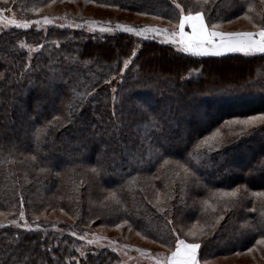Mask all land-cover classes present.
Wrapping results in <instances>:
<instances>
[{
	"label": "trees",
	"instance_id": "1",
	"mask_svg": "<svg viewBox=\"0 0 264 264\" xmlns=\"http://www.w3.org/2000/svg\"><path fill=\"white\" fill-rule=\"evenodd\" d=\"M12 1L16 12L34 18L40 13L32 8L75 0H0V7ZM84 1L120 5L102 7L159 17L168 24L179 11L171 0ZM177 2L194 11L211 9L205 19L210 17L212 23L240 17L249 4L264 7L260 0H209L203 6L195 0ZM24 44L39 50L30 58ZM137 45L112 96L108 85L116 82L123 61ZM49 79L61 82L57 99L44 89ZM139 96L149 104L137 105ZM48 101H57L54 108L45 106ZM262 113L264 54L197 57L123 31L100 35L66 26L43 32L0 25V221L17 219L23 210L32 225L31 231L0 228V264L119 262L107 248L79 255L80 239L51 230L56 223L79 235L96 225L123 224L166 249L174 247L175 228L182 238L201 244V262L252 247L262 230L243 226L256 224L264 211L261 198L253 195L264 192V124L242 131V126L228 122ZM149 114L162 128L157 135L174 151L161 147V140L142 141L154 131L146 127ZM213 133L222 147H196ZM182 135L184 141H177ZM189 155L200 165L197 175L203 188L194 190L186 183L176 164ZM55 158L60 160L52 163ZM231 161L243 167L236 170ZM107 174H114L108 182ZM234 189L237 197L220 198L221 191ZM54 212L65 219L48 218ZM221 214L224 219L216 225ZM190 229L203 234L184 236Z\"/></svg>",
	"mask_w": 264,
	"mask_h": 264
},
{
	"label": "snow or ice",
	"instance_id": "2",
	"mask_svg": "<svg viewBox=\"0 0 264 264\" xmlns=\"http://www.w3.org/2000/svg\"><path fill=\"white\" fill-rule=\"evenodd\" d=\"M172 4H174L175 9L179 10L178 15L174 18L169 19V23L172 24L171 30L167 28L157 27V26H142L135 27L129 26L125 24L117 23L115 28L112 26H100L98 31L100 33H113L116 30H121L124 33L132 34L135 37L142 39H157L161 43L172 45L176 48V51L186 54H191L192 56H221L225 53H243L244 55H253V54H264V19H262L259 23H253V27L255 31H224L220 30L218 23H212L211 18L209 17L206 21L205 17L211 9H203V10H192L191 8L182 7L181 3L177 2V0H171ZM214 2V0H213ZM261 4H264V0H260ZM197 5L203 6L209 3V0H195ZM106 7H117L118 9L122 6L120 5H101ZM38 12L39 9L37 8ZM254 11V6L249 4L248 10L244 12L243 18L245 20L252 21L253 17L251 13ZM4 9H0V19L3 18ZM159 18V17H155ZM239 18V17H237ZM44 25H50L53 23V20L48 16H44L42 18ZM232 21L229 20L228 23ZM9 24L15 26L19 29H28L31 25L35 24L37 27L40 26L41 20H23L18 21L16 19H10L8 21ZM85 24L89 26L100 25L102 23L110 22H100L95 20L84 21ZM61 28L65 27L64 24L59 25ZM76 27H81L80 24L75 25ZM97 29L93 28L95 32ZM136 51L134 50L132 56L123 61V67L119 69V75L121 81L123 79V75L125 70L129 67L132 59L136 56ZM29 68V65L25 66ZM108 81H105L107 83ZM113 93L115 94L118 89H113ZM92 92H95V88L92 89ZM92 93H88L87 95H83V99H87L89 95ZM83 104H81V107ZM115 114V108L113 109ZM166 119V118H164ZM230 124H237L242 126V131L247 127H254L257 123L264 124V113L259 115H252L245 119H235L229 121ZM151 127L154 129L150 134L146 133L142 136V141H147L152 144L160 143V137L157 133L162 131L161 127L157 126V118L155 115L149 114L147 116V124L146 127ZM116 131L119 132V127L116 128ZM217 133H213L211 137H205L203 141L196 145L197 148L207 147L210 151L214 150L217 147H222L221 143L216 142ZM161 147L163 145L161 144ZM169 161H165L168 163ZM177 166L183 170L185 173L186 183H189L195 188H203L204 185L200 181V177L197 175L200 165L194 164L189 156L183 158V162L176 161ZM264 167V164L261 165ZM93 172H96L97 169L93 168ZM220 198L223 199L237 197L238 189H234L232 191H221ZM254 196L261 198V208L264 209V192L253 193ZM228 202L225 201V204ZM235 203V201H233ZM21 207L23 205L21 204ZM158 211H164V209H157ZM227 211V208L224 209ZM224 219V215L221 214L217 216L215 220V224L219 225L220 221ZM19 220L25 221L23 225H18L16 219H12L9 221L10 225L23 227L26 230L31 231L32 225H30L25 220V213L23 210L19 213ZM124 224H128L127 220L123 221ZM168 224H172L173 221L169 219L167 221ZM121 224H116V228H120ZM5 227L3 224H0V228ZM38 229L40 227L39 224L35 225ZM55 227V225H53ZM215 227V226H213ZM243 227L250 228L253 231H256L257 227L262 230V234L259 239L255 240V244L253 248L256 246H264V211L261 212V219L256 224H245ZM172 233L175 234V247L169 248V254L166 256L157 254L154 257L155 264H201V259L198 255V250L201 248V244L197 242V239H193L191 242L181 238L179 234H176V229H172ZM192 237L196 238L198 235H202L203 231L200 233L195 231H191L188 233ZM71 235L76 236L75 232H72ZM137 235H140L138 232ZM84 237L81 236L80 239ZM94 243L93 240H88V244ZM253 248H248V252H252ZM50 250V249H49ZM113 251H116V248L113 247ZM137 251H141L137 249ZM83 255V253H81ZM239 254V253H237ZM26 264V262H25ZM207 264V261L204 262Z\"/></svg>",
	"mask_w": 264,
	"mask_h": 264
},
{
	"label": "rangeland",
	"instance_id": "3",
	"mask_svg": "<svg viewBox=\"0 0 264 264\" xmlns=\"http://www.w3.org/2000/svg\"><path fill=\"white\" fill-rule=\"evenodd\" d=\"M13 1L10 3V5L0 7V9H4L3 12V18L0 19V25L2 28H16L15 26L8 23L10 19H16L18 21L23 20H41V24L39 27H37L35 24L31 25L28 29H20V30H35V31H43L45 32L49 27L55 26L60 27V24H64L66 27L71 28L72 30L77 29H84L87 34H100V35H109L113 34L114 32H122L121 30H116L113 33H100L98 31V28L100 26H112L115 28V25L117 23L119 24H125L129 26H135V27H142V26H157L162 28H167L171 30L172 25L159 20L157 18H150V17H142L138 16L133 13L128 12H122L118 11L114 8H106L102 7L90 2H86L84 0H75V1H68V2H61V3H49L45 7L39 9L37 12L35 8H32V12L35 11V13H40L39 16L34 18H27L23 17L18 11L13 8ZM261 14H264V7H259L258 9H254V11L251 13L253 20H245L243 18V15H241L239 18L231 19V23H228V21L223 23H218L220 30L224 31H255V28L253 27V23H259ZM44 16H48L53 20V23L50 25H44L42 18ZM73 16V18L71 17ZM83 16H93L92 18H85ZM124 19L125 21H122ZM100 21V22H110V25L108 23H102L100 25H93L89 26L84 23V21ZM80 24L81 27H76L75 25ZM93 28H96L97 30L94 32ZM19 29V28H16ZM132 35V34H131ZM134 36V35H133ZM142 39V38H140ZM157 40V39H152ZM160 42L159 40H157ZM25 48L28 50L30 58L34 56V54L39 50V46H32V45H25ZM172 46V45H171ZM174 47V46H173ZM175 48V47H174ZM137 49H139V45L136 46V53ZM176 49V48H175ZM243 54V53H240ZM260 54V53H257ZM244 55V54H243ZM255 55V54H253ZM210 56V55H209ZM248 56V55H247ZM30 63V62H29ZM28 63V64H29ZM120 75L118 78L115 79V83L109 84V89L111 91L112 96H114L113 89H116V83L120 80ZM61 82L56 81L55 79H49L48 86H46L44 89L50 90L51 92H54V97H56L59 94L57 90V86ZM31 86L28 85V89ZM54 90V91H53ZM53 98V97H52ZM139 102L134 101L137 105L147 106L149 103L144 98V96L138 97ZM57 102V101H56ZM56 102L48 101V103H45V106L47 105L48 108H54L56 105ZM194 106V108H197V106ZM202 116V114H200ZM173 127V124H171ZM182 130L185 132V128H182ZM190 131L186 130V133L188 134ZM180 138V139H179ZM178 138L177 141L180 142V140L184 141L185 135H182ZM163 144V148L168 151H174L173 148H171L170 143H168L164 139H160ZM90 155V151H86L84 155V160L88 161ZM125 156V153H124ZM60 158H55L53 162H58ZM232 162V161H231ZM117 164H121V162H117ZM231 167H235L236 170L242 168L243 166H239L237 164L230 165ZM110 177H114V174H107L104 176V180L106 182L109 181ZM48 218H56L61 217L64 218L63 214L60 213H49ZM18 222V225H23L24 221H19V218L16 219ZM9 221L1 222L0 224L8 225L12 227H19V226H13L9 224ZM55 227L51 226V230L60 232V233H68L71 237L80 239L81 236H83V239H80L81 245L79 248V255L85 254L88 250H98V249H104L107 248L109 250H112L113 247L116 248V251H114L119 258V262L117 264H155L154 257L157 254L166 256L169 254V249L163 248L162 246L158 244H154L152 242H149L147 240L142 239L139 237L135 232L128 229L125 225L121 224L122 226L120 228L116 227H105L101 225L93 226L92 229H89L90 233H85L83 235H79V233L76 230H66L64 226H61V224L56 223L54 224ZM23 228V227H19ZM194 230H188L185 232L184 236L192 237L188 233ZM72 232H75L77 235L73 236L71 235ZM182 238V237H181ZM185 239V238H183ZM88 240H93L94 243L88 244ZM187 240V239H186ZM189 241V240H188ZM191 242V241H190ZM174 247H175V241H174ZM173 247V248H174ZM250 248H253L250 247ZM137 249H140L141 251H137ZM248 249V248H247ZM247 249L242 250L237 253H232L231 255L227 256H221L213 258L209 261H207V264H264V246H256L253 248L252 252H248ZM113 251V250H112ZM200 249L198 250L199 253ZM201 264H204V262H201Z\"/></svg>",
	"mask_w": 264,
	"mask_h": 264
}]
</instances>
